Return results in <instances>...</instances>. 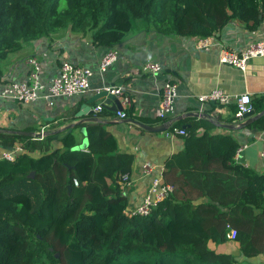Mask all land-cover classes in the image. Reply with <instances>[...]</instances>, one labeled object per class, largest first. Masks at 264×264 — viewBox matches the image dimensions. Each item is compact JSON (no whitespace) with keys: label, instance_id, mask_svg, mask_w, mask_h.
<instances>
[{"label":"trees","instance_id":"obj_1","mask_svg":"<svg viewBox=\"0 0 264 264\" xmlns=\"http://www.w3.org/2000/svg\"><path fill=\"white\" fill-rule=\"evenodd\" d=\"M263 9L264 0H0V62L67 28L89 33L96 46L119 43L134 21L160 36L202 39L232 21L254 31ZM252 105L256 115L264 112V96ZM76 114L63 115L72 125L63 139H53L64 133L57 134L60 123L38 139L19 134L33 127L0 129L1 151L22 149L15 161L0 160V264L264 261V174L234 161L236 137L183 129L184 147L162 173L172 194L148 216H128L118 182L131 173L133 156L118 152L100 121L79 122ZM181 125L173 121L168 131ZM246 129L264 130V114Z\"/></svg>","mask_w":264,"mask_h":264},{"label":"crops","instance_id":"obj_2","mask_svg":"<svg viewBox=\"0 0 264 264\" xmlns=\"http://www.w3.org/2000/svg\"><path fill=\"white\" fill-rule=\"evenodd\" d=\"M261 13L262 22L256 30L249 31L243 23L232 21L208 38L207 49L198 48L199 38L196 37L160 36L143 21L132 22L124 39L112 46H96L89 33H77L70 28L24 44L0 62V93L8 84L28 81L30 66L27 61L30 59L39 63V81L44 86L58 75L62 61L89 69L93 73L90 91L83 96L56 98L51 107L42 100L21 104L0 97V129L23 131L33 127L37 129L35 133H40L59 123L60 129H64L68 126L63 123L65 113L73 110L78 113L93 95L115 84L124 91L118 99L125 119L118 120L116 113L113 116L93 113L75 120L95 118L100 121L116 139L118 152L133 156L130 186L125 191L130 208L141 203L152 179L163 173L173 155L184 145L183 136H171L168 130L150 132L129 121L147 127L180 121L181 129L194 127L197 136L204 132L233 135L242 148L236 163L264 174V130L244 128L237 134L242 137L235 136L233 131L223 128V125H232L229 122L234 123L231 112L234 104L219 106L198 100L213 89H220L233 98L247 93L251 101L264 96V57L250 61L245 72L218 61L223 50L239 53L251 43L264 41V9ZM111 50L118 52V60L101 72L100 60ZM146 62L160 64L162 72L145 73L142 66ZM167 81L176 85V97L173 112L164 121L156 117V112L161 88ZM125 98L127 103H124ZM89 107L93 109L95 105ZM146 164L153 168L150 175L143 173ZM244 264H264V261L255 259Z\"/></svg>","mask_w":264,"mask_h":264},{"label":"built area","instance_id":"obj_3","mask_svg":"<svg viewBox=\"0 0 264 264\" xmlns=\"http://www.w3.org/2000/svg\"><path fill=\"white\" fill-rule=\"evenodd\" d=\"M209 47V39L202 38L198 41V48L207 49ZM118 52L108 51L100 60L99 70L104 72L110 65L118 60ZM264 57V41H257L251 43L246 49L239 53L228 50H223L219 55V63L222 65H229L233 68L245 72L246 67L253 59ZM30 66L28 81L25 83H11L3 88L0 97L6 100L14 101L21 104H29L42 100L46 106L51 107L54 100L60 97L83 96L90 91V78L93 73L87 68L80 67L70 63L69 61H62L59 67L58 75L53 78L47 86L41 85L39 81L40 66L36 59L27 61ZM142 70L150 75H157L162 72V66L155 62H146L142 66ZM111 95L117 98L123 94L121 86L106 88ZM159 101V108L156 112V117L160 120H166L173 112V102L176 97V85L173 82L167 81L161 88ZM200 102H214L219 106H228L234 104L236 112L233 115L234 123L243 122V116L253 112V105L250 95L245 93L239 97L233 98L229 94L220 89H213L209 93L199 96ZM128 99L125 98L124 103ZM104 108L96 106L93 108V113L98 114ZM118 120L126 118V114L122 112L116 113ZM41 133H43L41 131ZM171 136H185L186 131L179 128H174L168 131ZM22 149L19 144H16L12 151H1L0 160L8 162L15 161L19 152ZM242 148L239 147L235 153L234 161L236 162ZM264 156V154H262ZM153 171L151 165L143 166V173L150 175ZM119 185L125 191L130 186L128 174H123L119 178ZM77 185V182H74ZM172 194V187L163 181L162 174L152 179L141 203L133 208L129 206L125 209V214L128 216H148L160 203L167 200ZM227 237L230 240L235 238V231L229 228Z\"/></svg>","mask_w":264,"mask_h":264},{"label":"water","instance_id":"obj_4","mask_svg":"<svg viewBox=\"0 0 264 264\" xmlns=\"http://www.w3.org/2000/svg\"><path fill=\"white\" fill-rule=\"evenodd\" d=\"M110 87H116V85L113 84ZM91 104H94L95 107L96 106H101L102 108L107 109V110H109V111H111L113 113H117V112H122L123 111V108H122V106L120 104L119 99L116 96L111 95L108 91H106V89H104V90H101V91L97 92L95 95H93L87 101V103L85 105H82L80 107L79 112L76 114V118H80V117L84 116L85 114L86 115H93V109H91L89 107ZM263 114H264V112L259 113L257 115L254 113V111L250 112V113L245 114L243 116V122L240 123L239 127H235V126H232V125H223V128L233 131V134L235 136L242 137L243 136L242 134L237 135L238 134V130L246 128L247 126L252 124L254 121L259 119ZM87 120H95V118H90V119H87ZM83 121L84 120H80L79 122H83ZM129 122L135 124L136 126L142 128V129L150 131V132H165L170 127V123H166V124L164 123V124H161V125H159L157 127H147V126L142 125L140 123L131 122V121H129ZM71 126L72 125H69L66 128L62 129L61 131H57V134H60L63 131H64V133L61 134L60 136H53V139H57V138L63 139L65 136H67L71 132ZM19 134H21V135H29V136H32V137L38 139V138L44 137L46 132H43V133H41V132L40 133H23V132H20ZM248 140H250V139H248ZM85 147H86V142H83L82 145H81V148H85ZM29 177L32 178L33 177V173L31 175H29ZM68 191H70V188H68Z\"/></svg>","mask_w":264,"mask_h":264}]
</instances>
